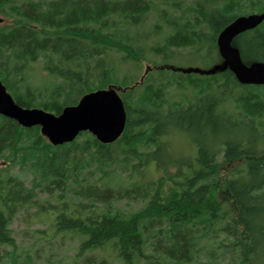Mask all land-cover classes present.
<instances>
[{"label":"trees","instance_id":"1","mask_svg":"<svg viewBox=\"0 0 264 264\" xmlns=\"http://www.w3.org/2000/svg\"><path fill=\"white\" fill-rule=\"evenodd\" d=\"M156 1L0 0L11 20L0 25V81L19 106L60 115L91 92L128 89L125 130L109 144L83 132L54 146L39 127L0 115V248H13L0 262L8 254L18 264L10 227L34 208L57 233L80 237L85 264L109 250L121 264H264V85L230 68L210 73L221 32L264 13V0H194L186 21L159 9L170 31L150 47L139 41ZM237 38L242 58L264 63V22ZM187 48L208 71L170 69ZM149 51L161 61L140 84L120 77V63L141 65ZM39 61L51 82L34 87L27 71Z\"/></svg>","mask_w":264,"mask_h":264},{"label":"rangeland","instance_id":"2","mask_svg":"<svg viewBox=\"0 0 264 264\" xmlns=\"http://www.w3.org/2000/svg\"><path fill=\"white\" fill-rule=\"evenodd\" d=\"M156 4L158 5V7L153 8L154 10H152L151 14L148 15L147 23L141 27V29L144 31L143 34H145V36L141 37V41H139V44H141L142 42V44L145 43L150 45L151 47L155 45L156 42H159L160 39H163V33L170 31V29L167 28V26L165 27V23L160 19L159 13L161 14V12L159 11V9H162L164 11L167 10L169 13L167 14L168 16L179 18V20L182 21H186L187 19L194 20V13H190L187 11L190 10L191 6H193L194 0H184V3H182L181 6L186 9L187 13L184 12L185 9L175 10L167 4L163 5L164 2L161 0H157ZM256 14L260 15L262 13L254 12L251 15ZM249 16L250 15L242 17ZM9 23H11V20L3 18V22L0 23V25H5ZM158 26H162L166 30L162 29L161 32ZM159 31L160 33L157 34V32ZM237 37L232 41L231 48L236 50L240 54L243 63L248 67L256 63H260L257 62L256 59H254L253 57L248 56L247 53L245 54L247 58H242V39ZM203 47L206 48L205 43L203 44ZM196 49L197 48H187L176 50V53L173 54L175 55V60L173 61V64L170 63L168 65L169 67H171L170 69L177 70L181 73L193 74L205 73L206 71H208L209 69L206 68V63L204 61L193 58L194 51ZM153 53L151 51L146 52V58L142 60L141 65H127L124 63H120V77H122V75L124 76L130 74L139 76L141 78V81H139L138 84H140L143 80L142 77L147 74L150 69H156L158 64H160L161 60L157 59L154 55L155 53ZM120 56L121 55H117L118 58H120ZM214 59L215 69H213L210 73L221 72L227 68L229 69V66L227 65L226 61L221 57L219 50H216ZM185 61L189 63H186ZM27 77L28 82L31 83L34 87L41 86L43 82L44 84H50L51 82L47 73L42 70V62L40 61L37 63L30 64L29 69L27 71ZM138 84L132 87L134 88ZM110 89H114L120 98L122 94H124L128 90L126 88H121L118 86H110L107 89L102 90ZM174 93L180 92L174 89ZM45 138L48 140V142H50L48 137ZM237 165L238 162L226 164L225 166H223L220 172L221 178L224 179L225 177H227ZM6 167L7 165L5 164V162L0 161V171ZM31 179L32 178L29 177L27 182L30 183ZM40 198L41 200H45L47 198V195H42V197ZM134 207L138 208L139 205L137 204ZM10 228L12 229L17 244L18 264H85L86 258H80L77 254L80 243V237L70 232L57 233L56 230L52 227V219L49 214L38 213L36 209L29 208L28 210L20 212L15 217ZM0 250L2 255H4L5 252H13L12 247L0 248ZM0 264H13V262L7 254L6 258H3ZM91 264H121V262L118 258H116L114 253L109 250L108 252L98 251L94 253Z\"/></svg>","mask_w":264,"mask_h":264},{"label":"water","instance_id":"3","mask_svg":"<svg viewBox=\"0 0 264 264\" xmlns=\"http://www.w3.org/2000/svg\"><path fill=\"white\" fill-rule=\"evenodd\" d=\"M263 22L264 13L240 17L218 38L221 57L243 84L264 85V63L246 66L240 54L231 48V43L240 34L255 29ZM0 115L24 128L39 127L42 135L48 137L54 146L71 143L83 132L91 133L102 143H112L123 134L127 121L123 101L114 89L91 92L78 105L68 106L60 115H54L43 109L19 106L1 81Z\"/></svg>","mask_w":264,"mask_h":264},{"label":"bare ground","instance_id":"4","mask_svg":"<svg viewBox=\"0 0 264 264\" xmlns=\"http://www.w3.org/2000/svg\"><path fill=\"white\" fill-rule=\"evenodd\" d=\"M222 33V32H221ZM218 45V44H217ZM219 50V49H218Z\"/></svg>","mask_w":264,"mask_h":264}]
</instances>
